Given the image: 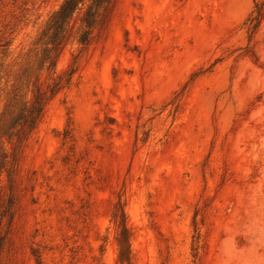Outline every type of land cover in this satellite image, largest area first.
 <instances>
[{
	"label": "rangeland",
	"instance_id": "1",
	"mask_svg": "<svg viewBox=\"0 0 264 264\" xmlns=\"http://www.w3.org/2000/svg\"><path fill=\"white\" fill-rule=\"evenodd\" d=\"M63 1L0 0V264H264L258 0H109L82 45L84 0L20 135Z\"/></svg>",
	"mask_w": 264,
	"mask_h": 264
},
{
	"label": "trees",
	"instance_id": "2",
	"mask_svg": "<svg viewBox=\"0 0 264 264\" xmlns=\"http://www.w3.org/2000/svg\"><path fill=\"white\" fill-rule=\"evenodd\" d=\"M93 3L88 6L83 18V30L79 35L78 41L82 45H88L91 40L92 30L98 21V10L106 4L109 0H92ZM84 0H64L59 9L54 13L49 25L43 33L42 38L47 40V47L45 48V56L42 63L45 60L48 61V71H51L54 75L52 82H43L38 80L36 83L35 91L31 101L22 109L20 114L14 120V127L17 129V133L20 135H26L30 130L36 128L45 116L46 108L53 97L65 86L70 84L74 73L77 71L76 59L70 69L63 73H57V60L62 48V33L64 31V25L71 17L73 12L84 4ZM264 15V0L256 1L254 9L247 19L248 27L255 28L260 19ZM49 45H53L51 49ZM14 195L12 194L7 203L5 211H7L10 219L13 217L14 211Z\"/></svg>",
	"mask_w": 264,
	"mask_h": 264
}]
</instances>
